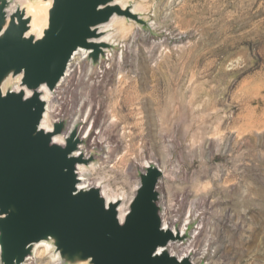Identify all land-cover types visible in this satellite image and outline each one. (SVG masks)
<instances>
[{
	"label": "rangeland",
	"instance_id": "1",
	"mask_svg": "<svg viewBox=\"0 0 264 264\" xmlns=\"http://www.w3.org/2000/svg\"><path fill=\"white\" fill-rule=\"evenodd\" d=\"M129 2L153 28L118 24L123 55L103 73L84 66L53 101L95 126L87 184L131 196L151 161L162 203L191 215L198 264H264V0Z\"/></svg>",
	"mask_w": 264,
	"mask_h": 264
},
{
	"label": "water",
	"instance_id": "2",
	"mask_svg": "<svg viewBox=\"0 0 264 264\" xmlns=\"http://www.w3.org/2000/svg\"><path fill=\"white\" fill-rule=\"evenodd\" d=\"M46 1L48 25L38 38L29 34L27 10L10 12L11 1L0 0V263L26 264L37 244L50 242L62 264H195V254L172 252L187 247L193 233L182 231L181 220L164 229L157 164L138 172L122 219V201L108 202L99 187H79V166L98 162L94 149H82V120L73 124L64 114L51 130L42 127V88L55 92L75 52L87 50L84 66L98 70L117 49L99 41L103 26L116 16L144 29L150 24L115 0Z\"/></svg>",
	"mask_w": 264,
	"mask_h": 264
},
{
	"label": "bare ground",
	"instance_id": "3",
	"mask_svg": "<svg viewBox=\"0 0 264 264\" xmlns=\"http://www.w3.org/2000/svg\"><path fill=\"white\" fill-rule=\"evenodd\" d=\"M10 1H11L10 12H14L17 7H21L23 9H26L28 16H30L32 18L31 31L29 34H34L38 38L41 37L43 35V31L46 29V27L48 25V12L52 6V1H46V0H10ZM115 1H116V3L120 4L124 8L129 7L131 5L129 0H115ZM131 7H132L134 13L139 14L140 16L144 15V12H145L144 6L132 5ZM144 19H147V18H144ZM124 23L130 24V26L134 25L133 24L134 22L128 21L126 18L116 16L113 18V20L110 23L106 24L105 26H103L101 28L103 36L99 41L109 43L113 47L122 49L121 54H117L116 50L108 51L107 57H108V60L110 62H117V60L119 59V56L123 55L124 47H125L123 43H124L125 33L127 31V28L122 27L121 29H119L118 24H121L123 26ZM136 25H138V24H136ZM139 27H141V26H139ZM150 28H153L151 24H150ZM119 34H124V36L121 39H119V37H118ZM77 52L78 53L76 54V56L72 62V65L70 66L69 70L67 71V75H66L65 79L63 80L62 87L66 83H70L75 78H78L83 73L85 60H86V57L89 54V52L85 49H79ZM106 69H108V67H106ZM42 91H43V98H44V100L47 101V108H48L47 112L45 114V117L43 119V122H42V127L47 129V130H51L52 129V120H53L52 113H53V111L58 110V107L54 106L53 101L57 102V103H58V101L54 99L53 93H51V91L46 86H44L42 88ZM28 94L30 95L31 93L28 92ZM78 120H82V123L84 124L83 125V132H82L83 133L82 134L83 139L86 140L88 142V144L94 145L95 147H99L98 143L94 139L95 135H97V133L94 129L95 126H94L93 122L89 121V116L88 115L86 116L82 112H79L77 115H75L73 117V124H75ZM55 141L63 144L64 143V137L58 136L55 138ZM82 149H84V147H82ZM150 163H151V161H147L145 164H142L140 166V168L145 169L147 166L150 165ZM97 165H98L97 163H94V164L90 165L89 167L84 166V165L79 166V177L81 180L79 187L81 189L92 186V185H88L86 182L87 181L86 173L89 174L88 172L90 170H94ZM159 168L162 169V171L164 172V176H165L164 168L163 167L161 168L160 166H159ZM93 186L99 187L102 190V195L106 198V200L108 202L122 201L121 206H120V216L122 219H124V217L128 213L129 205H130V203H131V201L135 195V192L139 186V181H136V186H135L133 192H131L132 193L131 196H128V197H126L125 194H123V193H115V192L112 193L110 186L103 179H98L97 182ZM163 207H164L165 215L167 217L171 218L173 223L177 222L179 216L177 215L178 211L175 208L176 206H174L171 203V204H163ZM174 213H176V214H174ZM191 221H192L191 215L185 214L184 219L182 220V226H181V229L183 232L188 228V226H190ZM192 235H193V238L195 239L196 235H197V231H195ZM37 247H41V248H43V250L42 251L36 250ZM48 250H51L54 253L53 258L55 259V263H52V260H51L52 258L50 260H47V261H45V260L40 261L39 260V258H42L43 256H45V253ZM172 252L174 254H178V256L180 258L183 257L184 255H188L190 253L195 254V256L193 258V261L195 264H198L199 261L201 259H203L206 255V252L203 251L202 253H199L198 256L196 257L197 253H196L195 248L192 246V244L188 245L185 248H182V247H179L176 245L172 246ZM34 256L35 257L37 256V259L41 264H62L59 254L56 253L55 247L50 242H42L40 244H37L36 248L34 250V255L28 259V262L26 264H28V263L30 264L31 261L33 260Z\"/></svg>",
	"mask_w": 264,
	"mask_h": 264
},
{
	"label": "built area",
	"instance_id": "4",
	"mask_svg": "<svg viewBox=\"0 0 264 264\" xmlns=\"http://www.w3.org/2000/svg\"><path fill=\"white\" fill-rule=\"evenodd\" d=\"M78 52H75V54H74V56H73V58H72V61H71V63L69 64V66H68V70H69V68H70V66L72 65V62H73V60H74V58H75V56H76V54H77ZM108 54V53H107ZM88 56V55H87ZM108 56V55H107ZM87 58V57H86ZM107 59H108V57H107ZM109 61V60H108ZM102 68L104 69L105 68V64L104 65H102V66H100V71H102ZM67 70V71H68ZM101 73H103V71L101 72ZM66 75H67V72H66ZM66 77V76H65ZM64 80V79H63ZM63 80L61 81V83L58 85V87H57V89L55 90V92L53 93V95H54V99L55 100H57L58 101V103H61L60 101H62V99H63V95H64V93L62 92V90H63V87H62V83H63ZM62 87V88H61ZM48 109V108H47ZM52 115H53V120H52V122H54V121H57L62 115H64V113L62 112V108L61 107H58V110H55V111H53V113H52ZM93 186V185H92ZM162 206H163V203H162ZM171 217V216H170ZM178 221H179V219H178ZM177 221V222H178ZM177 222H175V223H173L172 222V220H171V218H169V217H167L166 215H165V213H164V207H163V223H164V229H167V228H172V229H174V227H175V225H176V223Z\"/></svg>",
	"mask_w": 264,
	"mask_h": 264
}]
</instances>
